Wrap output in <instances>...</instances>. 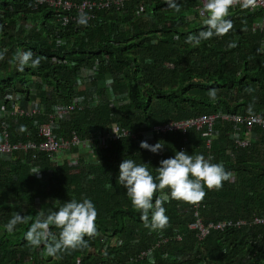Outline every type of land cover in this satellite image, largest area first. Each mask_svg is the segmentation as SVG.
<instances>
[{
	"label": "trees",
	"instance_id": "16d2710c",
	"mask_svg": "<svg viewBox=\"0 0 264 264\" xmlns=\"http://www.w3.org/2000/svg\"><path fill=\"white\" fill-rule=\"evenodd\" d=\"M33 1L0 0V53L4 54L0 100L10 93L38 102L50 112L56 104L67 106L74 97H83V108L66 119L58 118L53 132L58 138L73 131L80 140L90 141L97 162L56 166L39 152L33 165L48 175L44 183L24 160L31 153L24 156L16 151L12 159H0V264H264V225L251 223L253 216L264 215V128L255 127L258 140L246 148L231 146L232 123L218 118L209 150L194 129L185 136L152 133L151 145H164L159 153L140 147L141 132L171 120L210 113L264 114V52H260L264 28L253 26L260 20L259 11L231 8L228 18L233 28L228 34L195 45L187 43V37L207 30L206 17H195L200 0H178L179 12L165 0L129 1L120 10L96 13L87 26L74 21L62 26L57 20L60 10L45 5L33 9ZM58 41L63 45L58 46ZM230 43L236 46L229 47ZM27 51L33 59L40 57L41 63L37 68L25 65L21 72L15 57ZM81 68L95 69L94 80L83 91L75 88ZM213 88L215 100L208 95ZM5 117L11 143L38 141L34 121H42L43 115ZM114 123L137 137L100 149L93 140ZM22 126L30 127L28 135ZM228 148L233 158L225 153ZM178 151L205 157L210 153L212 163H222L234 173L220 190L205 187L197 211L205 224L229 218L244 220L243 226L211 229L198 241L196 231L188 227L194 220L192 204L171 199L166 189L169 200L163 207L168 226L162 231L145 227L127 189L118 184L119 166L131 159L148 165L155 177L160 161L174 158ZM160 196L157 192L154 200ZM84 198L98 212L97 235L85 237L87 247L48 257L43 245L33 248L25 240L31 222L17 225L11 233L5 228L17 212L35 219L40 201H57L51 209L58 210L71 199ZM51 230L58 238L60 230ZM174 233L180 241L172 238ZM162 237L167 240L150 257L136 260Z\"/></svg>",
	"mask_w": 264,
	"mask_h": 264
},
{
	"label": "clouds",
	"instance_id": "9594fccd",
	"mask_svg": "<svg viewBox=\"0 0 264 264\" xmlns=\"http://www.w3.org/2000/svg\"><path fill=\"white\" fill-rule=\"evenodd\" d=\"M169 8L179 12L178 0H165ZM257 0H204L200 10L201 16H206L204 24L207 30L200 31L198 35H189L187 43L199 45L201 41H207L214 36L220 37L228 34L233 28L229 17V10L239 5L244 9L255 7ZM89 17L81 13L77 23L87 26ZM230 43L229 47H235ZM6 51V50H5ZM31 51L18 52L15 59L18 62V70L24 71V66L39 67L41 58L33 59ZM4 54L0 53V60ZM109 83L111 81L109 80ZM248 91H251L249 89ZM212 100L217 98V90L210 89L208 93ZM23 131V126L21 128ZM140 147L153 153H159L164 145L157 142L150 145L147 141H141ZM118 184L127 189L133 207L141 213V220L145 227L152 231H162L169 223L166 209L163 203L169 200L165 190H170L173 200L189 204H198L206 196L205 187L209 190H220L224 182L230 181L232 173L225 170L222 163H212L204 155H189L186 151L176 152L174 158L160 161L156 168L157 176H153L148 165H138L131 159H125L120 164ZM40 170H34L32 174H38ZM157 192L161 193L156 197ZM98 212L94 203L84 198L82 202L71 199L65 202L58 210H40L35 219L31 215H22L17 212L5 225L11 233L17 225H27L30 228L25 233V240L33 248L44 246L45 255L56 257L59 253L75 251L87 247L85 237L92 238L97 235L96 219ZM52 227L59 229V237L51 230Z\"/></svg>",
	"mask_w": 264,
	"mask_h": 264
},
{
	"label": "built area",
	"instance_id": "2783aa9c",
	"mask_svg": "<svg viewBox=\"0 0 264 264\" xmlns=\"http://www.w3.org/2000/svg\"><path fill=\"white\" fill-rule=\"evenodd\" d=\"M137 1V0H34L32 8L35 9L38 6L45 5L47 7L60 10L62 14L58 17V23L62 26L69 22H77V18L81 13H86L89 17L88 21H91L96 13L101 11H106L109 9L120 10L126 2ZM204 0H200L197 11H195V17L203 18L205 16L200 15V10L203 6ZM239 6V5H236ZM234 6V7H236ZM249 11H259L260 20L253 23L254 28H264V0H257L255 7L248 8ZM193 15H191L192 18ZM58 46L63 45L62 41L57 42ZM260 52H264V41L260 46ZM93 73L95 76V69L81 68L80 77L77 79V84L75 88L77 90L83 91L88 84L94 80V76L90 77L89 74ZM35 81L38 78L34 79ZM106 85H109V79H106ZM109 87V86H108ZM4 98L0 100V159L9 160L12 159L14 152L18 151L24 156H28L31 153V157L26 160L27 163L33 166L32 172L34 170H39L38 166H34L33 162L38 158L39 152H44L47 154L49 161L54 165H63L65 162L68 164H77L80 160L85 163L97 162V157L93 153L94 147H92L90 141L80 140L76 133L70 131L68 135L60 136L55 138L53 127L55 121L58 118L66 119L75 110H80L84 106V98H78L77 96L73 98L67 106L62 103L53 106L50 112H45L42 104L38 102H28L24 101L21 96L13 94H5ZM93 101H96V96L93 95ZM6 102H9L8 104ZM17 118L22 115L34 116L43 115V120H35L34 125L38 127L36 140H28L26 142L11 143L10 136L11 131L8 129L6 122V117ZM220 119L222 121L232 123V127H229L228 138L232 141V144L238 147H248L252 143L258 140V133L255 127L264 128V114H224V113H210V114H200L190 118L182 120H171L163 124H157L152 126L149 132L156 133V135H166L168 132H179L182 136H185L189 129H194L200 132V137L203 139V144L206 150H209L211 140L215 138V131L213 128L215 119ZM26 129L27 135L30 132L29 126H23ZM147 132V131H145ZM145 132H141L143 139L145 137ZM257 136V137H256ZM125 137L136 138L135 133H131L125 129L120 128L116 123L112 124L109 129L102 130L98 132L94 143H97L99 148L103 147L105 144L111 142L119 141ZM186 146L182 148L184 150ZM229 157L233 158V153L231 149L225 151ZM210 159V155L205 157ZM232 177L234 173L231 171ZM44 183L48 182V175L35 174ZM11 204V203H10ZM17 202L12 203L16 205ZM200 206L198 204H192L194 211V220L189 223L188 227L196 231V237L198 241H202L209 231L212 230H222L225 227H241L245 224L244 220H233L229 218H223L221 220H216L215 222H210L205 224L201 217L198 215L197 208ZM2 207V205L0 206ZM1 218V216H0ZM251 223L264 225V215L253 216ZM172 238L176 241H180V235L174 233ZM166 237L159 238L155 244H152L149 248L142 250L137 256L136 260H142L146 257L152 255L153 249L157 247L161 242L166 241ZM115 241V240H113Z\"/></svg>",
	"mask_w": 264,
	"mask_h": 264
},
{
	"label": "rangeland",
	"instance_id": "374dc122",
	"mask_svg": "<svg viewBox=\"0 0 264 264\" xmlns=\"http://www.w3.org/2000/svg\"><path fill=\"white\" fill-rule=\"evenodd\" d=\"M89 76H90V77H93L94 74H93V73H90ZM106 79L108 80V77H106ZM256 137H257V136H256ZM151 139H152L151 132H149V131L145 132L144 141H147V142L151 145V143H152V142H150ZM56 203H57V201H53V202L40 201V202H39V206H40V209H41V210H45V211H47V210L51 209V207H52L53 205H55Z\"/></svg>",
	"mask_w": 264,
	"mask_h": 264
},
{
	"label": "crops",
	"instance_id": "0c3cea01",
	"mask_svg": "<svg viewBox=\"0 0 264 264\" xmlns=\"http://www.w3.org/2000/svg\"><path fill=\"white\" fill-rule=\"evenodd\" d=\"M232 8H235V7H232ZM205 17H206V16H205ZM203 18H204V17H203ZM228 140H229V138H228ZM229 143H231V146H232L233 148H236V146L232 144V141H231V140H229ZM238 148H242V147H238ZM244 148H246V147H244ZM228 149H231V148H228ZM226 150H227V149H226ZM206 154H207V155H210V157H211V154H210V153H209V154L206 153ZM207 155H206V156H207ZM230 180H233V177H231Z\"/></svg>",
	"mask_w": 264,
	"mask_h": 264
}]
</instances>
